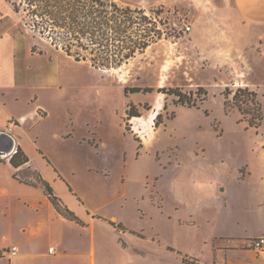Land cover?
I'll list each match as a JSON object with an SVG mask.
<instances>
[{
	"label": "rangeland",
	"instance_id": "1",
	"mask_svg": "<svg viewBox=\"0 0 264 264\" xmlns=\"http://www.w3.org/2000/svg\"><path fill=\"white\" fill-rule=\"evenodd\" d=\"M115 1L143 9L163 32L118 67L93 65L83 51L87 59L75 61L27 11L11 18L33 51L48 52L62 66L66 83L58 95L71 98L61 110L63 125L71 117L75 129L88 123L96 135V144L63 146L54 159L83 196L126 192L123 207L104 209L141 234L128 236L143 250L130 264H264V244L253 243L264 238V48H235L240 35L227 29L219 10L225 0ZM199 86L207 95L198 107L158 91L178 87L188 95ZM244 86L261 104L258 127H248L237 107L225 108V89ZM129 104L137 115L128 116ZM88 166L102 176L93 185Z\"/></svg>",
	"mask_w": 264,
	"mask_h": 264
},
{
	"label": "crops",
	"instance_id": "2",
	"mask_svg": "<svg viewBox=\"0 0 264 264\" xmlns=\"http://www.w3.org/2000/svg\"><path fill=\"white\" fill-rule=\"evenodd\" d=\"M219 8L227 29L240 35L235 48H264V0H225ZM14 14L11 3L0 0V130L14 136L15 148L19 145L29 160L14 169L10 156L0 158V264H130L143 250L130 244L128 236L141 234L104 209L123 207L127 194L83 196L54 159L52 152L63 146L96 144V135L88 123L82 131L75 129L71 117L63 125L61 110L71 98L58 95L66 83L62 66L48 52L32 50L30 38L15 30ZM20 169L34 182L33 172H38L83 223L59 214L40 183L15 178L13 172ZM97 172L87 167L88 184L101 180Z\"/></svg>",
	"mask_w": 264,
	"mask_h": 264
},
{
	"label": "trees",
	"instance_id": "3",
	"mask_svg": "<svg viewBox=\"0 0 264 264\" xmlns=\"http://www.w3.org/2000/svg\"><path fill=\"white\" fill-rule=\"evenodd\" d=\"M15 13L27 11L35 27L40 32L51 34L52 40H57L60 47L75 61L86 60L81 54L89 53L93 65L104 68L118 67L143 52L152 42L162 37L154 17L145 14L141 8H132L119 4L115 0H19V3L8 0ZM26 6L21 8L20 3ZM160 24L161 22L158 21ZM54 37V38H53ZM75 48L74 50H72ZM124 93L150 92L149 87H124ZM162 93L174 95L176 102L188 107H198L206 99L207 91L203 86L195 91L182 92L178 87L161 88ZM224 105L237 107L248 127H258L263 119L261 104L254 90L247 86L238 87L234 91L227 88L223 93ZM231 95V99H229ZM126 113L129 117L137 115L132 112L129 104ZM136 113V114H135ZM161 113L155 116L156 124L160 122ZM27 155L19 145L11 154L9 162L14 169L28 162ZM20 169L13 172L18 180L36 184L40 183L48 199L56 211L63 217L78 223H83L67 205L54 193L52 186L42 176L34 171L36 182L27 179ZM117 228L121 224L112 223ZM183 261L185 259L183 258Z\"/></svg>",
	"mask_w": 264,
	"mask_h": 264
},
{
	"label": "water",
	"instance_id": "4",
	"mask_svg": "<svg viewBox=\"0 0 264 264\" xmlns=\"http://www.w3.org/2000/svg\"><path fill=\"white\" fill-rule=\"evenodd\" d=\"M16 140L10 133L0 130V158L11 156L15 149Z\"/></svg>",
	"mask_w": 264,
	"mask_h": 264
},
{
	"label": "built area",
	"instance_id": "5",
	"mask_svg": "<svg viewBox=\"0 0 264 264\" xmlns=\"http://www.w3.org/2000/svg\"><path fill=\"white\" fill-rule=\"evenodd\" d=\"M186 29H187V30H190V27H189V26H186ZM11 124H12V123H11ZM4 131H6V130H4ZM6 132L9 133L8 130H7ZM253 243H254V245H255V247H256L257 249L262 248V247H263V244H264V238H258L257 240H254ZM260 246H261V247H260ZM12 250L14 251V250H15V247H12Z\"/></svg>",
	"mask_w": 264,
	"mask_h": 264
},
{
	"label": "bare ground",
	"instance_id": "6",
	"mask_svg": "<svg viewBox=\"0 0 264 264\" xmlns=\"http://www.w3.org/2000/svg\"><path fill=\"white\" fill-rule=\"evenodd\" d=\"M157 110H158V108L156 107L155 112H154L155 114H156ZM153 117L151 119H153ZM132 119H133L134 123H137L140 120L139 117H133ZM137 127L140 128L139 126H137Z\"/></svg>",
	"mask_w": 264,
	"mask_h": 264
}]
</instances>
